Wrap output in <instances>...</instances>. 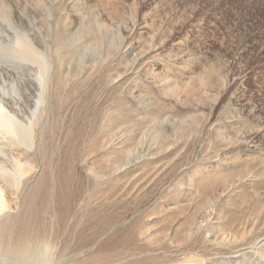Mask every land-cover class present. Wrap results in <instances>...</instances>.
I'll use <instances>...</instances> for the list:
<instances>
[{"label": "rangeland", "instance_id": "374dc122", "mask_svg": "<svg viewBox=\"0 0 264 264\" xmlns=\"http://www.w3.org/2000/svg\"><path fill=\"white\" fill-rule=\"evenodd\" d=\"M24 34L59 60L60 74L46 102L54 115L45 114L43 151L28 157L41 171L26 191L28 203L74 199L69 234L105 228L103 241L148 224L157 236L152 245L139 238L131 256L137 260L172 249L170 233L193 240L184 223L213 208L212 234L232 213L244 216L247 238L256 222L264 233V0H0V55ZM4 57L0 93L10 86L13 99L21 96L27 120L41 98L30 73L39 67L24 62L18 69ZM212 159L228 167L218 191L204 179ZM53 187L61 188L50 194ZM175 201L185 206L172 209ZM126 202L141 210L110 228L106 220ZM47 213L39 223L57 227ZM67 249H52V262L64 264ZM237 252L233 264L248 260Z\"/></svg>", "mask_w": 264, "mask_h": 264}, {"label": "bare ground", "instance_id": "6f19581e", "mask_svg": "<svg viewBox=\"0 0 264 264\" xmlns=\"http://www.w3.org/2000/svg\"><path fill=\"white\" fill-rule=\"evenodd\" d=\"M10 22L12 21L10 20ZM97 44L93 46L96 47L98 46ZM39 45L40 44H37L36 41H34L32 38L24 34L18 37L14 41L12 46L7 50L5 57L4 55H2L3 53L1 54L4 58H6L5 60L13 59V61L9 60V63L11 61L12 62V64L10 63L11 65H13V63L14 65L17 64L18 69L19 67L25 66L24 62L34 63V65L36 63L35 66L39 67L38 71L35 70V72H33L34 74L36 73V75H33V73L31 72L32 70L30 71V73L32 74L33 77L35 76V78L37 79V82L40 85L42 92L39 95L41 96V98L38 102V105H36L35 112L33 111L34 112L32 114L33 116L31 117L29 116L30 118L27 120H25L23 116L24 114H22L23 113L22 108L19 107V101H18L19 99H16V98H20L21 96L19 97L16 96L15 99L17 101H14L15 99H13L12 96L13 92H11L13 90H10L11 89L9 88L10 86H8L9 91L8 90L6 91L5 90L6 88L3 89V91L4 90L6 91V92L4 91L5 95H7L6 93L8 92L9 95L7 96H10V92H11L12 98L5 96L4 92H2V94L0 93L2 95L0 96V256L2 255L8 259L6 260L8 261L7 263H3L0 261V264H58L55 261L52 262V256L50 255V251H52V249L54 248H59V249H63L68 254V249H67L68 247L69 249L70 247L73 248L72 254L69 256L67 255L68 258L67 260L64 261V264H233L235 263V260L232 261L233 259H230V256L233 255L235 250H238V252L241 253L239 257L242 256L248 259V260H244L243 264H264V233H262V229L259 227V223L258 222L255 223L254 225L255 232H253V234L251 233L252 234L251 238H247L246 237L247 235L244 234L246 226L243 225L242 223L245 221L243 220L244 216H237L236 215L237 213H232L229 218L227 217V222L226 223L223 222L224 226L222 230L218 232L215 231L213 232V234L209 231V229H210V225L212 224V219L217 215L219 216L217 209L213 208V211L207 213L206 215L203 214L204 216L194 215V218H191L187 222H185L183 227L184 232L186 231L185 233H187V236L190 235V233L188 234V231L192 233L193 240L188 242L189 239H187L186 241H184L185 242L184 243L181 242L180 240L181 238H179L176 234L170 233L169 239L170 240L172 239L171 240L172 242L168 246H171L172 249L171 248L170 250L164 249L162 250V252L158 251L160 254L155 257L153 255H151L152 257H149L148 255L149 258L147 259H145L146 258L145 257L144 260L141 259L139 260V258L137 260L134 259V257L132 259L131 256L134 255V253L138 249H140L139 247H137V243H136L139 240V238H142L141 240L143 242L145 241L148 242L149 245L150 244L152 245L153 241L151 237L154 235L157 236V234L153 232L154 229L150 228L148 224L138 225L133 230H129L128 228L127 229L123 228V230L119 231L120 233L116 239L103 241L101 237L106 231L105 228L100 230L98 234L95 233L92 236H89L88 233H85L84 229L81 230L80 232L78 230L69 234L68 227L72 223L73 220L72 213L75 207L74 199H66L62 201H56L53 199L51 201H46L43 199L41 201L40 200L31 201L30 203H28L27 200H25L24 198V196L26 195V191L30 189V187L32 186L35 187L34 185L35 183L33 184V180H34L33 178L36 177L41 172L40 169L36 167L37 164L35 166L34 163L32 162V159L28 157L31 155L36 156L38 155V153H40V151H43L42 148L45 139L43 138V136L46 125L48 124L47 119L45 118V114L47 115L49 113V117H48L49 119L52 118L54 115L52 106L50 107L47 106L46 102L48 99L51 98V97L48 98L49 97L48 94L51 95V92L53 91L54 87L57 86V82L59 80L58 76L60 75L58 72L59 70L58 71L56 70V67H58L56 63L59 60L56 62V60L50 57V54H48L46 51L42 50V48H40L41 45L40 46ZM100 45L98 47H100ZM91 46L92 45H90V47ZM1 55L0 57H2ZM0 62L3 61L0 60ZM7 62L8 61H6V63ZM132 62L134 61L132 60ZM132 62H130V65ZM136 63L138 62L136 61ZM6 65H8V63ZM130 67L128 68L131 69ZM133 68L135 67H132V70ZM3 69L2 71H4ZM17 74L19 73L17 72ZM25 74L26 73L23 72V75ZM6 75L8 74H6L5 72V76ZM23 75L19 74L18 78L19 76L22 77ZM10 79L12 80V78H9L8 80L10 81ZM16 82H20V80L18 81L17 79ZM16 82L11 81L12 83L11 87H13L14 92L16 91L15 88L19 85ZM33 84H36V81ZM151 85L153 87V84ZM34 86H37V84ZM16 89L18 90V88ZM46 106L49 108H47ZM119 152H129V150L119 149ZM7 160L8 162L10 161V164L12 162L13 164V166H11L12 168L10 167L8 168L7 165L9 163L7 164ZM117 168L119 167L117 166ZM28 170H32V173L29 175L27 173ZM205 170H206L205 171L206 175L204 176L205 181L211 184L215 191H218L223 186L224 183L222 181V178L225 177L226 175L225 173L228 171V167L226 163L218 161L217 159H212L210 160ZM124 175H126V172L123 174V176ZM245 175L246 174H244V178L243 176L241 178L245 179L246 177ZM118 179L119 178H117V180ZM246 179L249 180L248 178ZM31 184L33 185L31 186ZM201 185L202 184H200V186ZM60 188L61 187L59 188L53 187L49 190L50 191L49 193L54 194L56 191L60 190ZM192 189H195L193 191L194 194V192L197 191V189L194 187V185H191V190ZM71 190H72L71 192L75 194L74 191L75 189H71ZM116 192H117L116 190L111 189V191H108L107 193L109 194L110 197H113ZM254 192L255 191H253V194ZM196 194L198 193L195 192V196ZM50 196H46V197H48L49 199ZM124 204L126 205L123 206L121 210L125 209V211L122 214H117L108 219L106 218L107 219L106 221L110 223L109 226L113 225V223L126 222L131 217V214H134L135 211L141 210L140 204L136 203L132 206H129L130 204H132L130 202H126ZM175 204L176 205H174L173 208L171 207L172 209H174V207L175 209H178L180 208V206L183 207L184 205V204L180 205V203H178L177 201H175ZM44 208L47 210L48 212L47 214H49L47 215V218L52 221L53 220L57 221V227L54 225L47 227L39 223L38 218H40L39 216L44 211ZM171 208L164 207V210L162 212L164 213L166 211H170ZM130 210H132L133 212H130ZM255 212L257 213V211ZM111 227L112 226H110V228ZM127 231H129V233ZM54 234H57V236L59 237H55ZM142 251L144 250L142 249ZM218 257H220L219 260L216 259Z\"/></svg>", "mask_w": 264, "mask_h": 264}]
</instances>
